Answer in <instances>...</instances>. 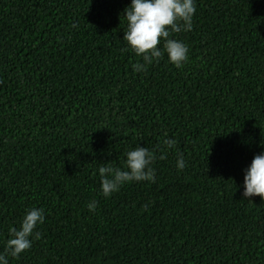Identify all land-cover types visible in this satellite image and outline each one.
Returning <instances> with one entry per match:
<instances>
[{"label":"trees","instance_id":"16d2710c","mask_svg":"<svg viewBox=\"0 0 264 264\" xmlns=\"http://www.w3.org/2000/svg\"><path fill=\"white\" fill-rule=\"evenodd\" d=\"M129 3L0 0V252L39 207V239L9 264H264V201L241 196L264 150V0H195L171 34L187 61L141 72ZM137 144L154 179L104 197L98 168Z\"/></svg>","mask_w":264,"mask_h":264},{"label":"clouds","instance_id":"9594fccd","mask_svg":"<svg viewBox=\"0 0 264 264\" xmlns=\"http://www.w3.org/2000/svg\"><path fill=\"white\" fill-rule=\"evenodd\" d=\"M195 13V0H130L123 10L126 23L123 30V41L128 49L142 63L132 64L134 72H141L146 66L158 62L166 54L168 62L181 68L188 58V48L182 41L171 38V34L187 32L192 29V18ZM162 47H158L161 45ZM163 143L172 148L173 139L167 138ZM163 158V157H161ZM152 152L146 147L137 146L125 153L124 168L105 164L98 168L100 192L104 197L111 196L128 182H139L154 179L151 164ZM185 161L177 155L176 167L183 169ZM243 199L259 196L264 201V150L254 155L244 170ZM96 200L89 201L90 212L96 209ZM44 210L39 207L28 209L22 216L19 227H10L9 236L0 252V264H9V257L17 258L32 246L33 239H39L38 225L44 222Z\"/></svg>","mask_w":264,"mask_h":264}]
</instances>
